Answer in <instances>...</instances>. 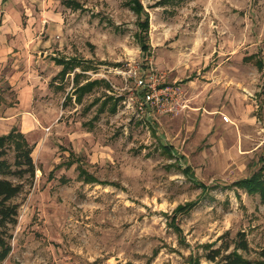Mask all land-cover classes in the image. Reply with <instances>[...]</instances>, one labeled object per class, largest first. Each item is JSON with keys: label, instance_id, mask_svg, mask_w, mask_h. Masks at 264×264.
Returning a JSON list of instances; mask_svg holds the SVG:
<instances>
[{"label": "rangeland", "instance_id": "rangeland-1", "mask_svg": "<svg viewBox=\"0 0 264 264\" xmlns=\"http://www.w3.org/2000/svg\"><path fill=\"white\" fill-rule=\"evenodd\" d=\"M16 1L34 31V76L61 90L33 101L35 177L14 199L18 222L0 264H210L207 246L237 232L246 235L245 257L255 258L264 202L233 183L264 167V0H140L145 32L128 0H75L76 10ZM138 35L150 48L149 70L172 90V111H154L150 123L136 116L133 78L147 71ZM53 59H76L89 69L81 81L101 78L109 88L76 102L72 73L61 80ZM105 95L119 99L116 112L94 120L100 102L89 105ZM206 110L229 121L211 131ZM79 169L96 181L84 182Z\"/></svg>", "mask_w": 264, "mask_h": 264}, {"label": "trees", "instance_id": "trees-1", "mask_svg": "<svg viewBox=\"0 0 264 264\" xmlns=\"http://www.w3.org/2000/svg\"><path fill=\"white\" fill-rule=\"evenodd\" d=\"M60 2L68 8L81 9L82 6L75 0H60ZM130 9L138 17L139 27L145 32L148 29V16L141 21L140 16L144 9L140 0H128ZM143 37L138 35V40L142 41ZM141 52L143 55V66L147 69L148 59L150 57V48L141 42ZM248 62L253 61L258 68H262L263 62L261 59L250 55L245 59ZM53 61L61 66L57 76L63 80L66 75L71 74L72 84L74 87L75 101L80 103L82 98L93 91L97 86L104 83L108 88V84L104 79L88 78L81 82V78L89 69L81 67L76 59H53ZM79 68V72L75 69ZM118 98H113L111 95H105V98L100 101L96 98L89 105L92 106L100 102L96 115L103 113L106 108L108 112L115 113L117 109ZM65 101H71V97H66ZM264 101V98H263ZM88 107V108H89ZM165 152L171 154V149L162 147ZM34 144L31 143L26 136L19 130L17 126H13L7 133L0 135V263L6 260L11 252L10 241L12 239V230L18 222L19 204L14 202L24 190L26 183H31L35 177L36 167L32 158ZM73 154L70 153L69 157ZM263 160V159H260ZM72 160L68 159L66 166H71ZM60 166V165H58ZM183 172L191 175L189 166L183 169ZM79 177L86 183H93L96 179L87 173L84 169H79ZM237 188L245 190L249 194H259L262 202H264V167L261 165L259 169L251 175L241 178L233 183ZM195 202H187L178 205L174 210L171 220L174 219L177 213H183L190 210ZM172 226V221H170ZM219 246L212 248L207 246L205 258L210 264H264V249L256 252V257L249 259L245 257L250 253V248L244 232H237L233 238L223 236ZM194 264V263H192Z\"/></svg>", "mask_w": 264, "mask_h": 264}, {"label": "crops", "instance_id": "crops-1", "mask_svg": "<svg viewBox=\"0 0 264 264\" xmlns=\"http://www.w3.org/2000/svg\"><path fill=\"white\" fill-rule=\"evenodd\" d=\"M26 16L27 11L19 9L18 1L0 0V135L7 133L13 126H16V122L19 120L18 128L27 138V134L37 127L39 119V114L32 108L33 101L34 99L37 101L42 95L50 93L51 86L50 84V87L48 84L44 86L43 82L39 80L40 76L38 74L34 76V70L31 69V62H33L34 57L30 53V49L33 48L30 46L32 41L30 34L34 31L33 28L27 26ZM23 19H26L25 23H22ZM149 60L150 57L148 67L145 68L146 72L149 71ZM34 78H36L35 81H33ZM88 79L91 80V78ZM52 83L59 87L51 88L56 91L61 90L59 89L61 83L56 81ZM187 83L190 86L193 81L189 80ZM13 94L17 102L8 103L7 100ZM206 111L210 116L204 115V118H201L203 124L210 123L211 131L214 128L224 127L225 123L216 116L214 110ZM153 114L154 111L149 114H142L136 109L137 118H143L146 122L150 121L149 119L153 117ZM203 114L201 113L200 116Z\"/></svg>", "mask_w": 264, "mask_h": 264}, {"label": "built area", "instance_id": "built-area-1", "mask_svg": "<svg viewBox=\"0 0 264 264\" xmlns=\"http://www.w3.org/2000/svg\"><path fill=\"white\" fill-rule=\"evenodd\" d=\"M162 79V75H158L151 69L148 72L135 74L133 80L138 92L135 96V104L139 113L172 111V90L167 86H163ZM223 121L228 122L229 119L223 116Z\"/></svg>", "mask_w": 264, "mask_h": 264}]
</instances>
